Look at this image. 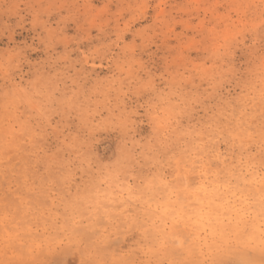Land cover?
<instances>
[{
	"label": "rangeland",
	"instance_id": "rangeland-1",
	"mask_svg": "<svg viewBox=\"0 0 264 264\" xmlns=\"http://www.w3.org/2000/svg\"><path fill=\"white\" fill-rule=\"evenodd\" d=\"M0 264H264V0H0Z\"/></svg>",
	"mask_w": 264,
	"mask_h": 264
}]
</instances>
